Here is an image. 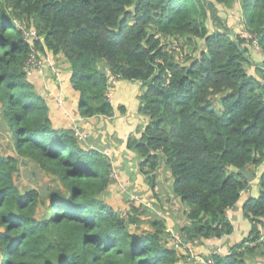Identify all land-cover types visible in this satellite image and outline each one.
<instances>
[{
	"label": "trees",
	"instance_id": "trees-1",
	"mask_svg": "<svg viewBox=\"0 0 264 264\" xmlns=\"http://www.w3.org/2000/svg\"><path fill=\"white\" fill-rule=\"evenodd\" d=\"M222 9L231 12L226 19ZM237 11L239 23L230 26ZM16 22L37 33L33 46ZM243 33L255 35L258 47ZM180 40L183 52L192 49L182 59L168 51ZM238 44L250 58L253 47L264 53V0H0V126L17 154L0 152V264L182 259L167 244L165 221L154 219L145 230L138 207L126 222L104 201L117 185L112 161L84 147L73 129L53 126L47 102L25 71L33 48L69 64L85 119L115 113L107 70L142 83L139 113L148 123L129 136L127 149L145 182L155 194L159 170L170 173L174 196L188 207V224L180 230L185 241L231 236L227 212L264 163V62L253 66L257 77L249 74L252 65ZM19 157L59 186L45 196L35 189L22 193L14 179ZM257 180L258 195L242 205L251 230L229 254H211L215 264H262L255 258L263 256L264 244L247 245L264 234V171Z\"/></svg>",
	"mask_w": 264,
	"mask_h": 264
},
{
	"label": "crops",
	"instance_id": "crops-1",
	"mask_svg": "<svg viewBox=\"0 0 264 264\" xmlns=\"http://www.w3.org/2000/svg\"><path fill=\"white\" fill-rule=\"evenodd\" d=\"M240 12L237 11L236 13L240 15ZM229 21L230 26H232L234 24L233 20ZM252 53L251 60L253 64H250L252 67H247V70L249 74L256 76V70L253 66L264 62V53L258 49H254ZM55 62L60 69V81L53 76L52 72L41 74L34 71L28 75V80L35 86L38 93L45 99L50 108L53 126L56 129H72L73 126L77 125L86 134L85 141H83L84 147L91 150H98L111 157L113 164L121 171L123 182L133 185L138 194L141 195L139 197L142 201L136 205L140 209L137 217L145 224V230L151 229L150 223L154 219H161L165 221L168 233L180 232L188 224L186 216L188 207L179 198L174 196L172 190L173 181L170 180V184H168L170 196L163 195V182L166 179L159 178V173L164 168L162 167L157 173V179L155 181V196L152 188L145 182L146 179L139 170L137 156L127 149L129 136L136 135L138 131H143L148 123V118L139 113V98L143 92V84L140 82L119 81L114 88L113 98L110 99L115 108L114 115L112 117L100 116L85 119L79 115V93L71 85L69 64L61 58L58 60L55 59ZM59 96H62L66 101L63 107L58 104ZM121 107L125 110L121 111ZM263 171L264 163L262 166L255 168L257 176L251 185H256L257 179ZM118 189L119 187L116 184H111L107 197L111 198V200L113 199V202H120V209H124L127 206V202L125 199L124 202L120 200L117 192ZM250 190L244 192L241 202L227 212L234 226V232L231 236L195 244V259H192V261H189L185 257L186 254L180 249H177L176 246L172 247L171 241L168 243V246L175 249L178 255L182 257L178 264H201L200 261L203 258L215 254L217 251L223 256L227 255L234 245L248 236L250 232L248 228L244 226L241 230L240 227L242 223L245 225V222H247L242 210L243 203L248 197L258 195V188L256 186L253 190ZM117 199L119 200L117 201ZM107 204L115 210H118L112 204ZM184 208L186 212L184 211L182 217L180 213L183 212L182 210ZM182 218L184 219L182 220ZM234 219L239 223V227L235 225ZM216 255L219 254L216 253Z\"/></svg>",
	"mask_w": 264,
	"mask_h": 264
},
{
	"label": "rangeland",
	"instance_id": "rangeland-1",
	"mask_svg": "<svg viewBox=\"0 0 264 264\" xmlns=\"http://www.w3.org/2000/svg\"><path fill=\"white\" fill-rule=\"evenodd\" d=\"M221 13V16H223L224 19H226L227 17V13H230L231 12H227L225 13L226 11L225 10H220ZM236 13V12H235ZM237 15V16H236ZM236 15L232 16V17H235L234 19H231L233 20V23L235 24L236 22V19H237V22L236 24H238L239 22V19H240V16H239V13H236ZM228 19V18H227ZM230 22V21H229ZM244 34V33H243ZM180 43V44H179ZM184 43L185 41H174L172 43V51L174 52V55L177 57V58H180L181 59L183 57H185V54H190L192 49H186L185 52H183V49H184ZM166 44V43H165ZM249 44V43H248ZM252 45V44H250ZM253 47V46H252ZM177 49V50H176ZM253 49H257L255 47H253ZM169 50V49H168ZM116 87V86H115ZM114 87V88H115ZM114 88L110 91V96L111 98H113V94H114ZM110 98V99H111ZM0 119H1V116H0ZM1 121H0V125H1ZM80 132L83 134V136H85L86 134L83 133L82 130H80ZM85 141V140H83ZM0 152L4 155H11V156H17L16 152L14 151L13 149V145H12V139H11V136L8 132H4L3 129L1 128L0 126ZM110 157V156H109ZM111 159V157H110ZM18 161H19V171L18 173L15 174V184L16 186L18 187V189L24 193L30 189H35V190H38L40 191V193L45 196L49 190H54L56 189V187L59 186L58 182H56L55 178L50 176L49 174L45 173L40 167L39 165H37L36 163L28 160V159H25V158H21L19 157L18 158ZM112 161V159H111ZM112 165H113V168H115L116 166L113 164V161H112ZM115 166V167H114ZM139 170H140V162H139ZM115 170L118 172L119 174V178H120V182L117 183V186L119 187L118 189V194H119V198L122 202H124L126 200L127 202V199H129L130 195H133L134 193H136L137 191L135 190L136 188L129 184V183H126V182H123L122 178H121V171L118 170V168L116 167ZM168 171L163 168L162 171L159 173V178L161 177L162 179H166L164 182H163V195L167 196L169 195V181L172 180V178H170L171 176L169 174H167ZM168 175V177H167ZM167 177V178H166ZM256 180V179H255ZM116 182V181H114ZM256 185H252L251 186V190H253V188L255 187ZM159 189V188H158ZM250 190V191H251ZM159 192H160V189H159ZM138 194V192H137ZM139 195V194H138ZM108 196V195H107ZM106 196V197H107ZM141 196V195H139ZM170 196V195H169ZM104 198V201L106 203H110L112 204L114 207H117V209L119 210L120 207H119V203L120 202H113V199L111 200V198ZM108 199V200H107ZM125 199V200H124ZM119 199H117L118 201ZM117 210V211H118ZM183 212L180 213L183 217V213L184 211L186 212L185 208L184 210H182ZM184 218H182L183 220ZM235 220V225L237 227H239V223L237 222L236 219ZM244 226H246L248 228V231L251 230V225L249 223V221L247 220V222H245V225L242 223L241 225V230L244 228ZM136 227H133V229H135ZM175 234H179V232H169L167 233V236H166V240H167V244L171 241V244H172V247H175L176 246V239L173 235ZM241 235V234H240ZM239 235V236H240ZM183 239H184V235H183ZM264 248V247H263ZM182 252H184L185 254H187L185 257L189 259L190 255L185 252L183 249H180ZM213 252V251H212ZM181 256V255H180ZM258 262H261L262 264L264 263V254L263 256H260L258 258H255Z\"/></svg>",
	"mask_w": 264,
	"mask_h": 264
},
{
	"label": "built area",
	"instance_id": "built-area-1",
	"mask_svg": "<svg viewBox=\"0 0 264 264\" xmlns=\"http://www.w3.org/2000/svg\"><path fill=\"white\" fill-rule=\"evenodd\" d=\"M16 25L19 30L23 32L24 40L33 46L34 41L39 40L37 33L35 31H26L23 26L16 22ZM244 37L247 39V41H253L252 44L255 47H258L257 41L255 38V35H252L250 33H244ZM249 43V42H248ZM251 44V43H249ZM172 46H169V52H173L171 49ZM47 57H40L39 54H37L36 50L32 49V54L26 64L25 71L29 75L30 73L36 71L41 74L46 72H52L53 76L56 77L60 81V69L57 65V63L52 58L51 54L47 53ZM170 75V74H169ZM106 78H107V84H108V91H107V97L110 100V91L116 86V84L121 81L119 75H115L110 70L106 71ZM169 82V77L166 79V84ZM66 101L62 96H59L58 98V104L63 107L65 105ZM76 137H78L80 140H85V136L80 132V128L75 125L72 127ZM111 179L116 181V183L120 182L119 174L115 170V168L112 167V172L110 175ZM142 199L139 197L137 193H134L133 195H130L129 199H127L126 207L124 209H119L118 213L120 215V218L124 221L128 222L130 219V215H132V208L141 203ZM176 239V247L177 249H183L185 252H187L190 257L189 261H192V259H195V244L193 242H188L183 239V235L181 232L179 234L174 235ZM264 244V234L260 236L259 239L252 240L247 243L250 247L258 246V245ZM264 246V245H263ZM221 255L218 251L215 252V254ZM187 255V254H186ZM223 256V255H221ZM225 256V255H224ZM201 264H215V261L211 256H207L203 258L200 261Z\"/></svg>",
	"mask_w": 264,
	"mask_h": 264
},
{
	"label": "water",
	"instance_id": "water-1",
	"mask_svg": "<svg viewBox=\"0 0 264 264\" xmlns=\"http://www.w3.org/2000/svg\"><path fill=\"white\" fill-rule=\"evenodd\" d=\"M230 34H231V36L235 37V32H231ZM238 47H239L241 53L243 54V56L245 57L246 61L249 62L250 64H253V61L251 60L249 55L246 53V51L239 44H238ZM261 65L264 66V64H261Z\"/></svg>",
	"mask_w": 264,
	"mask_h": 264
}]
</instances>
